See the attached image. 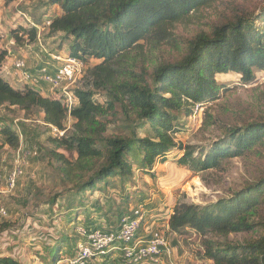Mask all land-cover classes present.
I'll return each instance as SVG.
<instances>
[{
  "label": "trees",
  "instance_id": "16d2710c",
  "mask_svg": "<svg viewBox=\"0 0 264 264\" xmlns=\"http://www.w3.org/2000/svg\"><path fill=\"white\" fill-rule=\"evenodd\" d=\"M218 1L222 0H47L54 11L44 22H49L50 36H61L66 57L84 64L90 59L99 62L83 72L72 90L77 101L69 114L73 124L67 131V109L53 96L27 85L15 88L1 76L0 109L17 108L25 114L38 110L44 124L65 132L49 138L55 149L47 157L60 182L74 184L73 198L80 195L81 202L98 185L108 186L117 179L129 182L135 171L153 176L154 165L164 164L174 150L182 151L176 164L197 175L218 168L224 160L264 148V123L229 130L202 157L195 154L196 147L175 138L181 113L190 116L196 106L218 98L217 76L235 74L243 84H250L255 72L264 70V29L255 28L253 20L234 16L209 33L196 34L178 61L160 63L150 73L144 67L145 45L174 44L176 24ZM257 20L264 23V13ZM9 34L18 46L37 39L34 26H19ZM6 57L7 52L0 50V73ZM99 95L105 96L103 103L95 99ZM119 125L125 129L106 134ZM1 135L0 153L5 145L16 149L19 138L10 128H3ZM58 150L74 154L75 160L69 161ZM55 202L56 196L49 207ZM69 202L73 205V200ZM262 210L264 175L230 198L204 206L177 203L167 219V230L177 237L188 229L203 234V256L213 264H264V234L234 247L220 246L212 238L257 228L264 231ZM67 240L61 237L49 250L47 264L60 263ZM0 264L18 262L0 256Z\"/></svg>",
  "mask_w": 264,
  "mask_h": 264
},
{
  "label": "rangeland",
  "instance_id": "374dc122",
  "mask_svg": "<svg viewBox=\"0 0 264 264\" xmlns=\"http://www.w3.org/2000/svg\"><path fill=\"white\" fill-rule=\"evenodd\" d=\"M53 9L47 0H14L10 3L0 0V50L7 52V66L11 68L12 63L19 59L33 74L31 68L40 59L49 61L50 54L66 57L67 48L61 36H50L44 22ZM262 13L264 0H222L201 8L175 25L172 30L174 44L155 48L145 45L147 58L144 67L150 73L160 63L178 61L187 43L196 34L209 33L215 26L234 16L253 20L255 28L264 29V23L257 20ZM19 26L36 27L35 43H23L21 46L14 43L9 32ZM98 63L93 59L88 60L84 64V71ZM10 80L14 86V80ZM216 80L220 85L216 100L196 106L190 116L179 115L181 127L175 136L176 141L196 147L195 154L199 153L200 157L205 149L221 140L229 130L264 123V70L256 71L250 84H243L235 74L219 75ZM39 82L37 85L31 81L23 84L46 94L38 88ZM19 87L22 86H15ZM75 87L76 84L73 89ZM60 91V88H50V95L57 99L55 96L61 94ZM95 99L103 103L106 98L99 95ZM72 124L73 120L67 116L64 122L67 131ZM6 127L18 136L19 143L16 149L5 145L0 153V207L7 211V217L0 218V256L11 257L18 264H47L49 250L61 237L67 238L69 243L63 247L61 259L70 258L76 252L78 227L116 229L120 218L138 204H143L148 212L140 236L145 237L146 231L152 233L159 229L170 250L169 255L163 254L162 264H213L203 256V234L188 229L177 237L164 228L173 207L179 202L204 206L230 198L264 175V148L258 147L243 157L224 160L218 168L197 175L176 164L182 151L174 150L164 164L154 165L151 170L153 176L135 171L129 182L117 179L108 186L100 184L79 202L80 195L73 198L71 187L74 184H62L58 174L49 166L52 160L49 161L47 153L55 149L49 138L56 136L43 123V114L38 110L25 114L17 108H1L0 145L4 144L1 131ZM113 127L107 130V135L125 129L123 125L117 126L119 129ZM139 135L143 136V133L139 132ZM57 152L72 162L76 158L74 154L61 150ZM18 154L22 156L19 164L16 163ZM15 167L21 174L14 188L8 191L7 179ZM54 196L57 202L49 207V201ZM71 200L73 205L69 202ZM263 234V229L257 228L254 232L212 238L220 246L234 247L256 240Z\"/></svg>",
  "mask_w": 264,
  "mask_h": 264
},
{
  "label": "built area",
  "instance_id": "2783aa9c",
  "mask_svg": "<svg viewBox=\"0 0 264 264\" xmlns=\"http://www.w3.org/2000/svg\"><path fill=\"white\" fill-rule=\"evenodd\" d=\"M46 25H49L48 21ZM49 59L57 64L54 74L48 72V64L43 65L37 71L38 74H32L25 63L17 59L12 63L11 76L22 83L31 81L37 85L40 79L51 89L60 88L61 94L55 97L67 109V115L70 117L71 108L77 105V101L72 96L73 86L83 75L84 63L76 58L55 54H50ZM50 130L56 137H62L65 133L53 127H50ZM20 157L22 156L18 154L16 161L18 164ZM20 174L18 167L9 174L6 188L8 191L14 188ZM144 207L143 204L133 207L130 213L120 218L116 229L78 227L76 252L73 257L61 259L60 264H162L163 254L169 255L170 250L162 237L161 230L152 232L148 239L139 234L147 219L148 212ZM6 217L7 211L0 207V218ZM164 228L167 230V225Z\"/></svg>",
  "mask_w": 264,
  "mask_h": 264
},
{
  "label": "crops",
  "instance_id": "0c3cea01",
  "mask_svg": "<svg viewBox=\"0 0 264 264\" xmlns=\"http://www.w3.org/2000/svg\"><path fill=\"white\" fill-rule=\"evenodd\" d=\"M8 56H10V54H8ZM6 59H7V57H6ZM45 64H48V72L50 74H54L55 73V70H56V67H57V64L54 63V62H51L50 59H49V61H45V60H42V59H40V61H37V63L35 64V66H33V68H31L32 72H34L36 74L37 71L40 68H42L43 65H45ZM28 68H30V67L28 66ZM5 71H6V73H5ZM0 76L6 82H8L11 86H13V84L10 83V81H11L10 79L14 80L12 78V76H11V68H10L9 65L7 66L6 63H4V65H3L2 69H1ZM36 77H39V76L36 75ZM23 85H24L23 83H18L17 81L14 80V86L13 87H15V86H23ZM38 88H41L42 93H46L44 95H50V86L47 83H44V82L40 81L39 82V85H38ZM166 224H167V220H166ZM145 234H146L145 238L148 239L150 237V235H151V232L150 231H146Z\"/></svg>",
  "mask_w": 264,
  "mask_h": 264
}]
</instances>
